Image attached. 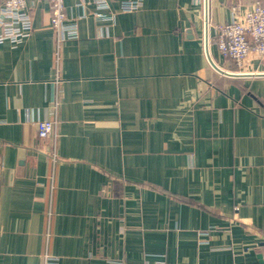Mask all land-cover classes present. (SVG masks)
I'll list each match as a JSON object with an SVG mask.
<instances>
[{
  "label": "crops",
  "instance_id": "obj_1",
  "mask_svg": "<svg viewBox=\"0 0 264 264\" xmlns=\"http://www.w3.org/2000/svg\"><path fill=\"white\" fill-rule=\"evenodd\" d=\"M99 1L65 0L75 40L36 2L0 44V264H264V76L212 68L205 1ZM262 1L209 0L225 72L264 75L216 42Z\"/></svg>",
  "mask_w": 264,
  "mask_h": 264
},
{
  "label": "built area",
  "instance_id": "obj_2",
  "mask_svg": "<svg viewBox=\"0 0 264 264\" xmlns=\"http://www.w3.org/2000/svg\"><path fill=\"white\" fill-rule=\"evenodd\" d=\"M203 4L204 0H197ZM2 0L0 2V44L21 43L33 31L32 8L36 2H47L50 6V27L63 40L79 37L77 21L69 19L65 11V0ZM100 8H107L100 0ZM144 5V0H128L122 3L124 12H136ZM81 19V18H80ZM217 47L222 56L233 60L238 67H244L251 54L256 53L264 61V1L256 2L248 8L239 20L220 25L216 32ZM40 140H47L53 133L54 123L49 120L36 124ZM44 264H57V258L46 256ZM157 264H166L159 262Z\"/></svg>",
  "mask_w": 264,
  "mask_h": 264
},
{
  "label": "water",
  "instance_id": "obj_3",
  "mask_svg": "<svg viewBox=\"0 0 264 264\" xmlns=\"http://www.w3.org/2000/svg\"><path fill=\"white\" fill-rule=\"evenodd\" d=\"M204 5H205V22H206V27H205V51H206V56L209 60L210 65L214 70H216L218 73L231 77V78H246V77H251V76H257L261 77L264 75H243V74H230L228 72H225L222 70L211 58L210 52H209V0H204ZM261 258V257H260Z\"/></svg>",
  "mask_w": 264,
  "mask_h": 264
}]
</instances>
